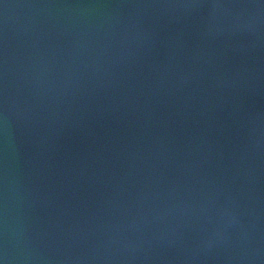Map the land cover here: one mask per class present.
Wrapping results in <instances>:
<instances>
[{"label":"water","instance_id":"1","mask_svg":"<svg viewBox=\"0 0 264 264\" xmlns=\"http://www.w3.org/2000/svg\"><path fill=\"white\" fill-rule=\"evenodd\" d=\"M0 264H264V0H0Z\"/></svg>","mask_w":264,"mask_h":264}]
</instances>
